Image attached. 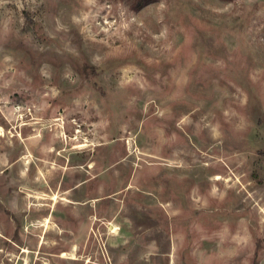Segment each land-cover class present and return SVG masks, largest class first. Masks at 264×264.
<instances>
[{
    "label": "rangeland",
    "instance_id": "obj_1",
    "mask_svg": "<svg viewBox=\"0 0 264 264\" xmlns=\"http://www.w3.org/2000/svg\"><path fill=\"white\" fill-rule=\"evenodd\" d=\"M0 264H264V0H0Z\"/></svg>",
    "mask_w": 264,
    "mask_h": 264
},
{
    "label": "bare ground",
    "instance_id": "obj_2",
    "mask_svg": "<svg viewBox=\"0 0 264 264\" xmlns=\"http://www.w3.org/2000/svg\"><path fill=\"white\" fill-rule=\"evenodd\" d=\"M1 132H2V131H1V128H0V134H1Z\"/></svg>",
    "mask_w": 264,
    "mask_h": 264
}]
</instances>
